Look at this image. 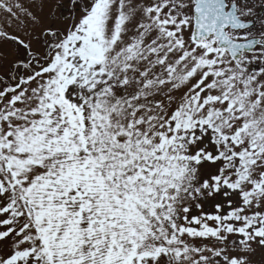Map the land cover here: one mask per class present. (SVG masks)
Here are the masks:
<instances>
[{"label": "snow or ice", "instance_id": "snow-or-ice-1", "mask_svg": "<svg viewBox=\"0 0 264 264\" xmlns=\"http://www.w3.org/2000/svg\"><path fill=\"white\" fill-rule=\"evenodd\" d=\"M0 264H264V0H0Z\"/></svg>", "mask_w": 264, "mask_h": 264}]
</instances>
